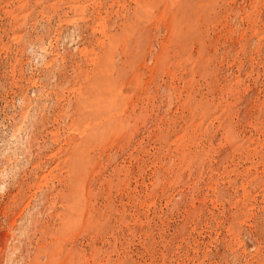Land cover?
<instances>
[{"label":"rangeland","instance_id":"374dc122","mask_svg":"<svg viewBox=\"0 0 264 264\" xmlns=\"http://www.w3.org/2000/svg\"><path fill=\"white\" fill-rule=\"evenodd\" d=\"M0 264H264V0H0Z\"/></svg>","mask_w":264,"mask_h":264}]
</instances>
